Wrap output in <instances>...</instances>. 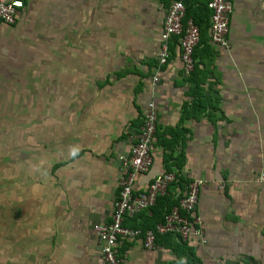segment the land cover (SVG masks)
I'll use <instances>...</instances> for the list:
<instances>
[{"label":"crops","instance_id":"1","mask_svg":"<svg viewBox=\"0 0 264 264\" xmlns=\"http://www.w3.org/2000/svg\"><path fill=\"white\" fill-rule=\"evenodd\" d=\"M22 1L15 22L0 23V264L2 254L8 264H107L93 227L112 220L119 157L150 101L153 162L133 193L176 178L124 216L141 234L115 243L122 264H264V0H233L228 47L211 41L209 17L189 75L174 36L158 65L172 0ZM194 179L203 183L189 218L205 242L164 233L145 249L144 231Z\"/></svg>","mask_w":264,"mask_h":264},{"label":"built area","instance_id":"2","mask_svg":"<svg viewBox=\"0 0 264 264\" xmlns=\"http://www.w3.org/2000/svg\"><path fill=\"white\" fill-rule=\"evenodd\" d=\"M185 0H172L164 16L160 32V47L157 55L158 65L164 64L169 57L168 42L177 37L182 69L185 75L194 70V50L199 43L200 31L192 18L185 19ZM23 6L22 0H0V23L11 25L15 22L18 10ZM210 15V39L222 47H228L230 16L233 12V0H208ZM152 86L158 76L151 78ZM157 126V109L153 101L147 104L142 124L132 139L129 153L119 157L122 175L119 178V194L114 202L112 220L106 224L94 225L101 252L107 264H122V259L114 251V245L120 237H136L141 231L123 225L124 216H131L155 204L159 196L167 192L168 185L175 181V175L165 172L156 177L148 188L137 194L133 193V182L139 173L149 170L153 158L151 143ZM264 182V175L260 177ZM203 181L194 179L186 186L184 195L178 204L163 215L162 221L143 233L142 246L151 249L155 246L158 234L176 233L180 239L195 235L205 242L204 231L198 217L189 218L198 201L199 189ZM186 213V214H185Z\"/></svg>","mask_w":264,"mask_h":264},{"label":"trees","instance_id":"3","mask_svg":"<svg viewBox=\"0 0 264 264\" xmlns=\"http://www.w3.org/2000/svg\"><path fill=\"white\" fill-rule=\"evenodd\" d=\"M207 1L208 0H187L185 2V19L192 18L195 24L198 26L200 31V43L201 37L203 36V31L205 32L206 28L208 27L209 17L211 15L210 10L207 8ZM196 51L197 47L194 50V57ZM165 213L166 212H164V214Z\"/></svg>","mask_w":264,"mask_h":264},{"label":"rangeland","instance_id":"4","mask_svg":"<svg viewBox=\"0 0 264 264\" xmlns=\"http://www.w3.org/2000/svg\"><path fill=\"white\" fill-rule=\"evenodd\" d=\"M2 180H5V181H7V178L6 177H3V176H1L0 177V181H2ZM1 198H2V203H1V207H2V209H1V219H2V232H4V233H6L7 232V224H8V204H7V199H8V194H2L1 195ZM4 223H5V225H4ZM4 245H6V244H3L2 243V246H4ZM8 256L7 255H3L2 254V256H1V264H8Z\"/></svg>","mask_w":264,"mask_h":264}]
</instances>
